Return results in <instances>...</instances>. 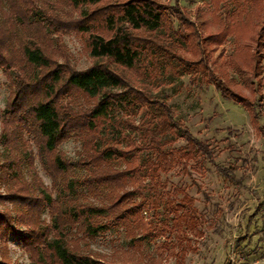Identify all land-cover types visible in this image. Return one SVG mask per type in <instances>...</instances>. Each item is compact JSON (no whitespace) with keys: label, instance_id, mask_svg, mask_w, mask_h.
<instances>
[{"label":"trees","instance_id":"16d2710c","mask_svg":"<svg viewBox=\"0 0 264 264\" xmlns=\"http://www.w3.org/2000/svg\"><path fill=\"white\" fill-rule=\"evenodd\" d=\"M41 1L0 0V72L9 83L0 118V182L7 194L0 199L10 203L16 215L14 220L9 213H0V240H17L32 264H106L73 250L69 237L80 233L93 239L105 232L109 223L101 225L97 218L108 213L114 225L137 242L135 233L152 231L141 215L149 204L132 201L127 187L137 183L142 188L146 176L149 183H156L158 173L171 171L177 160L211 157L207 145L175 121L170 106L151 95L142 82L167 69L173 75L189 74L196 84L213 86L222 98L256 119L262 101L258 91L264 60V0H208L210 13L218 15L214 31L204 18L196 24L188 20L177 0L172 6L155 0H61L72 10L86 8L75 18L45 10ZM5 6L7 13L2 12ZM197 15L204 16L199 10ZM68 33L85 38L94 60L85 70H74L63 53L62 62L54 58V50H61L60 37ZM228 37L235 42L231 59L238 57L241 73L247 74L249 95H242L240 86L224 72L219 70L218 76L211 69L215 49ZM133 109L142 113L138 121L130 118ZM106 124L116 136L109 141L101 134ZM169 133L185 145L165 150L162 139ZM68 139L81 146L73 163L57 150ZM29 144L51 179V189H58L54 199L40 185L38 195L32 196L33 190L20 180V165L31 162ZM142 153L154 158L143 159ZM116 161L124 168L115 169ZM71 168L84 169L85 177L68 179ZM81 189L92 196L108 190L106 205L79 204ZM45 209L50 223L37 225L36 218ZM27 210L31 214L24 221ZM180 218L173 217L170 230L179 229ZM14 222L26 231H15ZM166 227L161 224L156 237Z\"/></svg>","mask_w":264,"mask_h":264},{"label":"rangeland","instance_id":"374dc122","mask_svg":"<svg viewBox=\"0 0 264 264\" xmlns=\"http://www.w3.org/2000/svg\"><path fill=\"white\" fill-rule=\"evenodd\" d=\"M44 1L43 9L60 16L70 14L75 18L86 9L72 10L61 0ZM155 1L168 6L174 2ZM176 2L188 20L196 24L204 18L209 28L216 30L218 15L210 13L208 0ZM2 10L3 13L8 12L6 6ZM197 10L204 16L198 17ZM223 14L224 10H220L222 18ZM84 42V37L74 33L63 34L59 41L60 52L58 48L54 50L55 60L62 62L60 53H63L74 70L87 69L94 60L89 56ZM235 54V42L228 37L215 49L212 57L216 61L211 69L218 76L219 70L224 72L227 78L240 86L242 95H249L250 88L245 79L247 74L241 73L238 57L234 60L230 57ZM261 65L262 85L258 92L262 95V101L254 120L243 107L222 98L211 85L196 84L189 74L173 75L167 69L147 77L142 82L145 88L170 106L174 120L179 121L192 137L207 145L211 152L210 161L201 157L196 161L177 160L171 171L158 173L156 183H149L146 176L142 188L137 183L133 185L134 188L127 187L126 190H132V201L149 204L141 215L152 231L147 235L135 233L137 242H131L125 236V229L115 226L112 217L105 213L97 218L101 225L109 223L105 232L93 239L83 238L77 233L69 237L70 247L106 264H238L239 260L248 264L261 261L264 257V60ZM8 84L0 72V118L8 97ZM230 90L236 94V89ZM257 97L258 93L255 94ZM131 113L130 118L135 121L142 114L135 109ZM101 134L108 141L116 137L109 124L104 126ZM162 143L165 150L185 145L182 139L175 138L171 133L162 139ZM29 145L31 162L25 160L20 165V180L33 190L32 196L38 195L37 186L40 185L50 191L54 199L58 189H51V179L43 170L35 147ZM57 150L67 162L73 163L81 146L78 141L68 139ZM142 158L152 160L154 155L142 153ZM114 166L119 170L124 168L118 161ZM84 177L85 170L82 168H71L68 172L70 180L80 181ZM5 188L0 182V196L7 194ZM79 192V204L106 205V189L93 196L85 189ZM4 212L9 213L12 219L16 216L12 205L0 199V213ZM30 214L27 210L23 220H28ZM185 214L191 219L184 217ZM174 216L181 217L176 231L174 227L170 230ZM38 223L41 226L50 223L46 209L39 219L36 218ZM163 223L167 227L162 235L156 237ZM29 224H33L32 217ZM12 228L18 232L26 231V227L16 222ZM133 228L131 225L130 231ZM0 261L32 264L28 253L13 238L0 240Z\"/></svg>","mask_w":264,"mask_h":264},{"label":"built area","instance_id":"2783aa9c","mask_svg":"<svg viewBox=\"0 0 264 264\" xmlns=\"http://www.w3.org/2000/svg\"><path fill=\"white\" fill-rule=\"evenodd\" d=\"M239 262V263H238ZM237 263L238 264H246V263H244V261H241V260H239ZM241 262V263H240ZM248 264H264V257H263V259L261 260V261H259V262H256V263H248Z\"/></svg>","mask_w":264,"mask_h":264}]
</instances>
